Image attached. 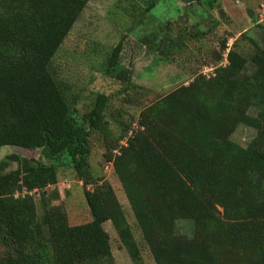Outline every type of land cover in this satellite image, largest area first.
Masks as SVG:
<instances>
[{
	"label": "trees",
	"instance_id": "trees-1",
	"mask_svg": "<svg viewBox=\"0 0 264 264\" xmlns=\"http://www.w3.org/2000/svg\"><path fill=\"white\" fill-rule=\"evenodd\" d=\"M89 1L0 0V149L41 150L38 158L0 160V264H118L108 221L133 264H142L110 184L85 189L92 220L81 225H69L65 210L44 194L39 214L33 196L58 182L62 165L89 184L91 134L109 131V96L98 93L77 118L53 69ZM132 1L128 11L142 23L161 0ZM220 14L227 15L222 8ZM172 27L168 22L165 29ZM194 27L185 33L207 34ZM142 41H153L161 60L169 56L166 48L183 47L179 34L158 38L153 32ZM123 45L124 38L103 70L128 91L136 86L122 63ZM255 46L249 59L230 49L215 76L200 75L143 109L140 129L118 155L107 156L156 264H264V49ZM240 124L257 132L246 147L232 139ZM12 162L17 168L9 169ZM179 220L193 221L191 237L176 231Z\"/></svg>",
	"mask_w": 264,
	"mask_h": 264
},
{
	"label": "rangeland",
	"instance_id": "rangeland-1",
	"mask_svg": "<svg viewBox=\"0 0 264 264\" xmlns=\"http://www.w3.org/2000/svg\"><path fill=\"white\" fill-rule=\"evenodd\" d=\"M133 3L132 0H90L54 56L55 75L62 82L77 118H81L92 107L98 93L109 96L105 111L109 131L106 135L97 131L91 134L89 184H85L69 165H62L59 167L58 182L41 192H34L33 196L39 214L42 212L41 199L44 194V198L50 199L52 205L65 210L69 225H81L92 220L85 189L93 190L96 183L110 184L140 246L142 264H156L144 241L124 186L115 173L112 160H108L107 156L118 155L121 146H126L127 139L140 129L139 120L143 109L174 89L189 85L200 75L207 79L215 76L218 68L228 64L225 58L230 49L235 48L248 59L256 48L255 43L264 49V0H187V4L184 1L180 4L178 0H161L142 23L136 19L133 21L128 11ZM135 8L138 14L140 7ZM221 8L227 15L220 14ZM168 22L173 23L174 28L165 29ZM196 23L201 25L200 29L207 31L206 35L194 38L185 33L188 30L196 32ZM176 25L183 30L176 29ZM247 25L249 27L243 31ZM153 32L158 34V38L165 37V33L174 36L179 34L183 47L176 50L166 48L169 56L161 60L153 41H142L144 35ZM244 32L245 35H242ZM122 38V63L129 69L131 80L136 86L130 87L128 91H123L124 84L105 75L103 70L110 51ZM248 68H251V63ZM255 112L253 109L250 111L251 114ZM256 133L254 128L240 124L233 132L232 139L246 147ZM9 154L38 158L41 157V150L4 146L0 149V160ZM17 166V162H12L9 169ZM104 228L110 235L115 261L118 264H133L113 224L108 221L104 223ZM176 231L191 237L194 233L193 221H177Z\"/></svg>",
	"mask_w": 264,
	"mask_h": 264
},
{
	"label": "crops",
	"instance_id": "crops-1",
	"mask_svg": "<svg viewBox=\"0 0 264 264\" xmlns=\"http://www.w3.org/2000/svg\"><path fill=\"white\" fill-rule=\"evenodd\" d=\"M181 1H182V0H179L180 4H181ZM246 28H248V27H245V29H243V31H245V30H246Z\"/></svg>",
	"mask_w": 264,
	"mask_h": 264
},
{
	"label": "built area",
	"instance_id": "built-area-1",
	"mask_svg": "<svg viewBox=\"0 0 264 264\" xmlns=\"http://www.w3.org/2000/svg\"><path fill=\"white\" fill-rule=\"evenodd\" d=\"M225 61H227L226 58H225ZM24 192H25V190H24Z\"/></svg>",
	"mask_w": 264,
	"mask_h": 264
}]
</instances>
